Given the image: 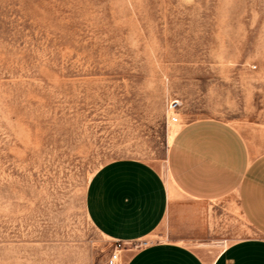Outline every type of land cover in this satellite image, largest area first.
Returning <instances> with one entry per match:
<instances>
[{
  "label": "rangeland",
  "instance_id": "1",
  "mask_svg": "<svg viewBox=\"0 0 264 264\" xmlns=\"http://www.w3.org/2000/svg\"><path fill=\"white\" fill-rule=\"evenodd\" d=\"M204 119L264 153V0H0V264H106L119 244L88 216L93 177L136 160L166 178ZM221 207L222 234L191 244L205 259L255 236ZM172 239L165 223L121 264Z\"/></svg>",
  "mask_w": 264,
  "mask_h": 264
},
{
  "label": "crops",
  "instance_id": "2",
  "mask_svg": "<svg viewBox=\"0 0 264 264\" xmlns=\"http://www.w3.org/2000/svg\"><path fill=\"white\" fill-rule=\"evenodd\" d=\"M233 202L255 236L201 257L191 244L222 234L216 212ZM87 211L103 236L125 245L170 228L171 241L146 242L126 264H264V153L230 123L192 121L169 147L166 178L141 161L107 164L89 185Z\"/></svg>",
  "mask_w": 264,
  "mask_h": 264
},
{
  "label": "built area",
  "instance_id": "3",
  "mask_svg": "<svg viewBox=\"0 0 264 264\" xmlns=\"http://www.w3.org/2000/svg\"><path fill=\"white\" fill-rule=\"evenodd\" d=\"M179 109V103L178 102H173L170 105V111L175 112ZM172 122L174 124H178L179 123V118L177 116H174L172 118ZM119 244V249H116L112 255L110 256V258L108 259L106 264H121V259H122V245H125L123 243L117 242ZM147 245V243H143L142 246Z\"/></svg>",
  "mask_w": 264,
  "mask_h": 264
}]
</instances>
